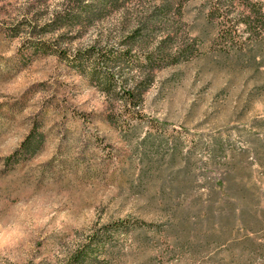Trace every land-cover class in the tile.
<instances>
[{
    "label": "rangeland",
    "instance_id": "rangeland-1",
    "mask_svg": "<svg viewBox=\"0 0 264 264\" xmlns=\"http://www.w3.org/2000/svg\"><path fill=\"white\" fill-rule=\"evenodd\" d=\"M73 1L0 0V264H264V43L218 38L225 0H179L198 53L133 107L144 71L108 59L163 0L45 29Z\"/></svg>",
    "mask_w": 264,
    "mask_h": 264
},
{
    "label": "trees",
    "instance_id": "trees-1",
    "mask_svg": "<svg viewBox=\"0 0 264 264\" xmlns=\"http://www.w3.org/2000/svg\"><path fill=\"white\" fill-rule=\"evenodd\" d=\"M129 1L133 0H74L64 12L58 13L45 29L54 31L69 23L91 25L114 11L124 9ZM225 2L228 5L211 2L205 14L206 20L217 23L218 38L223 37L222 39L230 41L231 45H237L240 50L243 49L244 42H235L237 36H246V40L256 44L264 43V0H225ZM137 18L140 26L127 38L125 43L129 46L124 50H117L113 53L114 56L108 59L114 65L125 61L144 71L143 78L136 82V86L141 89L125 91L127 101L133 107L139 105L142 93L154 81L155 70L190 59L198 53L197 38L191 36L183 26L184 10L179 0L156 2L151 9L143 11ZM172 24L173 27H170ZM159 28H162L164 36L157 41L152 50H147L150 37L155 36ZM163 28L166 29V34ZM136 45L143 49L140 50L143 54V62L135 59L139 57L138 50L133 53V47ZM40 46L47 49L43 43ZM52 51L61 57L66 55L64 51ZM90 51L87 52L88 58L93 55ZM73 61L79 63L77 64L79 68L83 67V59L75 57ZM102 75L106 80L114 81V73L106 71ZM93 252L91 245L82 246L71 255L67 264H97L98 260L93 256Z\"/></svg>",
    "mask_w": 264,
    "mask_h": 264
}]
</instances>
